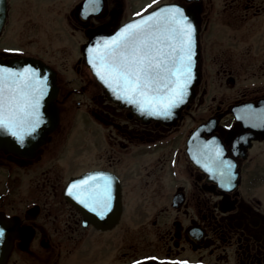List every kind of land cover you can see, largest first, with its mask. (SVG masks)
I'll return each mask as SVG.
<instances>
[{
    "label": "flooded vegetation",
    "instance_id": "flooded-vegetation-1",
    "mask_svg": "<svg viewBox=\"0 0 264 264\" xmlns=\"http://www.w3.org/2000/svg\"><path fill=\"white\" fill-rule=\"evenodd\" d=\"M224 1L7 0L3 33L83 39L62 70L25 54L56 71L59 123L32 151L0 146L5 264H264V0ZM163 3L191 6L198 27L199 80L172 123L111 100L84 54ZM85 174L110 181L104 215L69 194Z\"/></svg>",
    "mask_w": 264,
    "mask_h": 264
},
{
    "label": "snow or ice",
    "instance_id": "snow-or-ice-1",
    "mask_svg": "<svg viewBox=\"0 0 264 264\" xmlns=\"http://www.w3.org/2000/svg\"><path fill=\"white\" fill-rule=\"evenodd\" d=\"M89 3L95 5L98 0ZM193 33L181 8L165 9L163 15L156 13L128 25L118 36L104 41L102 50L90 49L95 54L92 64L101 80L110 87L115 85L132 103H140L142 108L159 105L163 109L160 114L169 115V110L182 101L192 78ZM0 74V129L22 142L41 124L39 107L46 78H39L30 68L23 73L0 68ZM16 77L19 79H10ZM94 180L104 184L90 185ZM72 188L80 190L76 199L91 206L92 211L99 209L104 215L109 210L108 178L89 177Z\"/></svg>",
    "mask_w": 264,
    "mask_h": 264
},
{
    "label": "water",
    "instance_id": "water-1",
    "mask_svg": "<svg viewBox=\"0 0 264 264\" xmlns=\"http://www.w3.org/2000/svg\"><path fill=\"white\" fill-rule=\"evenodd\" d=\"M172 7H179L183 10L184 15L188 18V21L192 24L194 28L193 33V58H192V78L191 81L188 83L184 97L182 101L178 102L176 106L172 107L169 112V115L160 114L163 112V109L159 105L155 106H145L141 107L140 103H132L131 100L124 97L123 93L120 89L116 88L115 85L110 87L106 84L100 77L97 75L96 68L93 67L92 60L94 58V53L89 51L90 49H96L99 47L101 50L103 49V42L106 40H111L113 37H116L120 34V32L130 24H137L140 23L143 19H147L149 16H155L156 13H161L163 15V11L165 9H169ZM196 12L193 10L191 6H183L181 4H162L161 6L155 8L152 11L138 17L128 24H126L123 28L117 30L115 33H111L108 36H104V34H96L93 35L87 46L84 50L85 55L87 57V61L89 66L91 67L93 73L96 75L97 79L103 84L106 91L109 94V98L118 102L120 106H125L131 108L133 112H135L139 117L143 120H150L156 119L159 121H163L165 123H171L181 112L183 106L191 99L195 92V85L199 80V73L197 71V57L199 53V49L197 47V22H196ZM7 16V0H0V34L2 32L3 26L5 24ZM10 72L14 73H23L25 69L30 68L34 69L36 73H38L39 78L45 79V94L40 99V119L41 124L36 129L35 132L31 133V135H25V138L22 142H20L17 137L12 136L9 132L4 129H0V146H6V148H11L17 152H26L32 151L40 144L44 143L47 135L55 129L59 122V109L57 104L55 103V98L58 92V85L56 79V72L55 70L45 63L43 60L32 57V56H11L8 58V62H3L0 60V68L6 69ZM3 75V74H0ZM10 79H19L10 78ZM115 89V90H114ZM88 177V174L83 175L78 180H85ZM73 184H77L75 179L72 180L69 185L68 189L72 187ZM79 184V182H78ZM0 230H2L3 235L0 236V264H5L8 254V245L9 240L7 238V231L5 228V221L3 217L0 215ZM150 264H158V263H150Z\"/></svg>",
    "mask_w": 264,
    "mask_h": 264
},
{
    "label": "rangeland",
    "instance_id": "rangeland-1",
    "mask_svg": "<svg viewBox=\"0 0 264 264\" xmlns=\"http://www.w3.org/2000/svg\"><path fill=\"white\" fill-rule=\"evenodd\" d=\"M224 0H212L210 13H214L215 10L221 9ZM17 9L15 10V13ZM15 17V15H14ZM18 24V23H17ZM43 35H46V40L42 38ZM82 36L76 33H69L68 30L64 29L62 33L56 34H46V33H25L22 30H16L13 32L10 29H7L0 36V48H5L7 51L15 54H36L40 53L49 58L51 62L61 70L65 67H70L71 63L78 57L79 51L77 45L79 41H82ZM45 44V45H43ZM76 97L72 100L76 101ZM78 122H85L83 119L78 120ZM84 123L83 127H85ZM88 129H92V133L88 136L92 140L100 139V135L97 134V127L95 124H88ZM99 127V126H98ZM90 130V129H89ZM84 133L80 132L77 134V137L83 138ZM87 137L84 136V141ZM81 165H73L72 169L80 170ZM105 264V263H101Z\"/></svg>",
    "mask_w": 264,
    "mask_h": 264
}]
</instances>
